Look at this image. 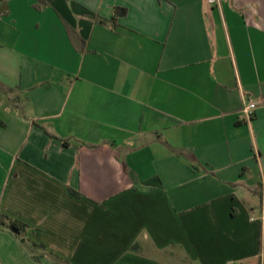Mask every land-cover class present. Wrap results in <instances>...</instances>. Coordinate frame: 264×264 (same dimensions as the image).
<instances>
[{"label": "crops", "instance_id": "crops-1", "mask_svg": "<svg viewBox=\"0 0 264 264\" xmlns=\"http://www.w3.org/2000/svg\"><path fill=\"white\" fill-rule=\"evenodd\" d=\"M0 214V264H264V0L2 1Z\"/></svg>", "mask_w": 264, "mask_h": 264}, {"label": "trees", "instance_id": "trees-1", "mask_svg": "<svg viewBox=\"0 0 264 264\" xmlns=\"http://www.w3.org/2000/svg\"><path fill=\"white\" fill-rule=\"evenodd\" d=\"M2 1H4V0H0V3ZM40 1H42V0H40ZM36 8H38V7L36 6ZM114 12H115V18H117L119 16H124L127 13L126 9H120V8H115ZM64 25H65V28L68 31V33L71 34L72 31H71L70 27L66 23H64ZM71 191L74 195L80 196L77 192H75L73 190H71ZM0 226L11 230L13 233H15L17 236H20V237L24 236L29 229V226L26 223L19 221V220H16V219H13V218L6 216V215H3V214H0Z\"/></svg>", "mask_w": 264, "mask_h": 264}, {"label": "built area", "instance_id": "built-area-1", "mask_svg": "<svg viewBox=\"0 0 264 264\" xmlns=\"http://www.w3.org/2000/svg\"><path fill=\"white\" fill-rule=\"evenodd\" d=\"M212 4H219V0H209ZM259 104L255 102H249L246 104L242 110V114L246 116L249 120L252 118L254 112L258 109ZM264 221V218H263Z\"/></svg>", "mask_w": 264, "mask_h": 264}]
</instances>
